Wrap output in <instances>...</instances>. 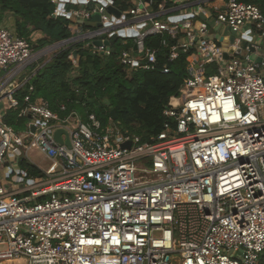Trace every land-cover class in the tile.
I'll return each mask as SVG.
<instances>
[{"label":"built area","instance_id":"built-area-1","mask_svg":"<svg viewBox=\"0 0 264 264\" xmlns=\"http://www.w3.org/2000/svg\"><path fill=\"white\" fill-rule=\"evenodd\" d=\"M63 1L51 0L55 16L90 21L99 14L101 25L94 22L73 40L132 38L121 62L152 70L157 50L145 39L168 34L178 41L170 60L194 48L190 76L163 110V131L147 142L110 125L101 133L94 114L87 121L61 117L30 95L18 114L29 116L25 129L8 125L0 109V164L21 147L27 155L37 147L62 168L27 185L0 180V264H258L264 253V62L239 48L248 24L264 34V10L243 0L215 9L214 22L236 32L235 52L225 59L198 16L206 14L204 0H162L158 10L152 0H67L84 6L69 12L59 8ZM124 2L131 6L123 9ZM56 46L37 50L0 25V102L7 98L9 108H18L15 94L30 82L31 65ZM212 65L216 72L207 74ZM59 128L69 133L71 147L55 140ZM127 141L131 147L122 148Z\"/></svg>","mask_w":264,"mask_h":264},{"label":"trees","instance_id":"trees-1","mask_svg":"<svg viewBox=\"0 0 264 264\" xmlns=\"http://www.w3.org/2000/svg\"><path fill=\"white\" fill-rule=\"evenodd\" d=\"M243 1L264 10V0ZM161 2L152 0V8L158 10ZM82 6L71 3L65 10L69 12ZM130 6L124 2L123 9ZM55 8L51 0H0V25L8 24L37 50L72 38V26L78 25L84 31L95 28V25L79 24L73 16H55ZM176 44L178 41L168 34L148 36L145 45L157 50V64L155 69L144 70L130 69L120 60L122 52L132 47V38L111 37L113 51L110 54L99 51L90 40H72L58 48L49 61L31 65L30 82L15 94L19 107L9 108L4 121L17 130L22 129L29 116L20 117L19 109L26 104L25 96L30 95L31 101L44 100L61 117L74 114L87 121L88 115L94 114L102 129L115 122L128 133L140 136L142 142L151 141L152 136L163 131L167 120L164 108L179 95L185 79L190 76L188 58L194 48L180 51L176 59L170 60L172 46ZM74 53L75 61L71 57ZM164 67L169 71L164 72ZM207 69V74L216 72L215 65ZM60 105H65L66 109L62 111ZM112 110L117 115L114 121ZM171 121L175 127L174 119ZM20 164L29 176L41 177L44 173L26 160ZM258 264H264V253Z\"/></svg>","mask_w":264,"mask_h":264},{"label":"crops","instance_id":"crops-1","mask_svg":"<svg viewBox=\"0 0 264 264\" xmlns=\"http://www.w3.org/2000/svg\"><path fill=\"white\" fill-rule=\"evenodd\" d=\"M224 1L225 0H204L202 3L201 2L200 3L204 6V9H205L207 15L203 14V16H204V18H203L200 16V14H202V13L198 12L199 18L204 19V20L206 19V21L209 23V29L212 32L211 37H213L214 40L220 45H221V41H223L221 37L225 36L226 32L227 31L229 32V30L225 25L216 24L214 22V16L213 15L215 13L216 8L223 6ZM67 4H71V3H67ZM194 7H196V6H194ZM194 7H192V8H194ZM82 8H84V6ZM94 22L98 23V20L95 18H93L92 21H88L86 19L85 20L81 19L79 21V24L86 23L89 25H95ZM6 25H8V24H6ZM6 25H3V26H6ZM97 25L98 24H96V26ZM9 28H11V27H9ZM11 29L13 30V28H11ZM71 29H72V32L74 34L73 37H76L79 34V31L82 30V28H80L78 25L72 26ZM255 33L263 35V32L256 30L251 24H248L244 30V37H246V39H247L248 38L247 35H250V34L255 35ZM244 37H243V39H244ZM243 39H242V41H244L245 43L242 46L245 47V46H247V43H246L247 40H243ZM246 54H248L246 51L242 52V55H246ZM0 103H2V107H0V109L5 114L7 112V110H9V101L7 98H3ZM79 118L81 119L80 116H79ZM13 154L15 156H17L15 153H13ZM13 154L9 155L5 159V162L3 164H0V180H2L4 183H9V184L10 183H17V184L27 185L32 180L40 177V176H38V177L29 176L26 171L22 170V168H20L18 166L20 164V160H19L20 156H18L17 159H14L12 157Z\"/></svg>","mask_w":264,"mask_h":264},{"label":"water","instance_id":"water-1","mask_svg":"<svg viewBox=\"0 0 264 264\" xmlns=\"http://www.w3.org/2000/svg\"><path fill=\"white\" fill-rule=\"evenodd\" d=\"M64 1L60 2L58 5L59 8L63 11H65L67 0H64ZM84 1L85 0H79V2H81V3H84ZM147 1H149V0H147ZM108 10L111 13L116 14L117 16H119L121 14V10L118 9L117 7H115L114 5H110L108 7ZM200 16L204 18L203 14H200ZM93 18H95L99 21V14L95 13L93 15ZM100 25H101V23L99 22L98 26H100ZM120 34L123 36L125 35L124 31H120ZM128 35L129 36H135V35H137V32L136 31H128ZM235 35H236V32H233V31H230L229 34L225 35L226 39L229 40V42H230L229 45L225 49V53H224L225 59H229L231 54H233L235 52V49L231 46V44L235 40ZM73 39H74V37H72L68 40H64V41H61L59 43H56L55 45L65 44L67 42L72 41ZM246 43H247V46H245V47L241 46L239 48V51H246L250 55L251 59L254 60L256 63H263L264 62V34L263 35H260V34L250 35V36H248ZM93 44L97 47H99L101 45L110 46V40L102 41L101 39H95L93 41ZM75 57H76V53L73 54V58H75ZM111 118H112V120L117 119V115H116L115 110L111 111ZM32 130H35V128L32 127ZM63 134L66 136L65 141L63 140ZM54 138L58 143L63 144L65 142L68 147H71V141L69 138V133L65 129H62V128L57 129L54 133ZM131 143H132V141L124 142L121 144V147L122 148H130Z\"/></svg>","mask_w":264,"mask_h":264},{"label":"rangeland","instance_id":"rangeland-1","mask_svg":"<svg viewBox=\"0 0 264 264\" xmlns=\"http://www.w3.org/2000/svg\"><path fill=\"white\" fill-rule=\"evenodd\" d=\"M7 27H10L8 25H6ZM210 32V35L212 34L211 30L209 31ZM226 34H229V32H226ZM255 35H258L257 33H255ZM222 40L224 41H221V46L226 49V47L229 45V40L226 39V36H223L221 37ZM68 43V42H67ZM245 42L243 41L242 45L244 44ZM66 44V43H65ZM62 45L64 44H59L57 45L56 47H49V49L41 56L38 57V61L41 62L42 60H46L45 62L49 61L50 60V57L53 55V53L58 49L60 48ZM37 61V62H38ZM38 62V63H39ZM36 63V62H35ZM0 107H2V103H0ZM114 121V120H113ZM27 124V123H26ZM26 124L23 126L22 129H25L26 127ZM118 126V127H116ZM109 128H112L114 130H119L121 133H127L129 131L125 130L124 128L120 127L119 124H116L115 122H112L110 123V127ZM101 133H105L106 132V129H101L100 130ZM132 136L134 135L133 133H130ZM13 153H15L17 156H15ZM13 158L14 159H17L18 156L19 157V160H20V163L22 160H26V162L29 164H32V165H35L37 167H39L42 171L44 172H47V171H54V174L53 175H56L58 173H60L62 171V168L56 163V160H53L51 159L50 157H48L44 152H42L39 148L37 147H34L32 148L28 155L26 154V149L24 147H21L19 150L13 152ZM11 155V154H9ZM8 155V156H9ZM7 156V157H8ZM20 168H22L21 164L18 165ZM22 261L19 260V261H16V262H8V264H22L21 263Z\"/></svg>","mask_w":264,"mask_h":264}]
</instances>
